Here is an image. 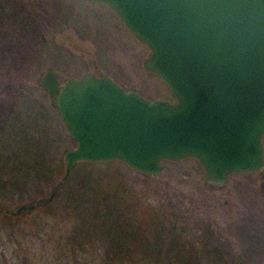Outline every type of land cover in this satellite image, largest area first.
<instances>
[{"label":"water","instance_id":"95a60500","mask_svg":"<svg viewBox=\"0 0 264 264\" xmlns=\"http://www.w3.org/2000/svg\"><path fill=\"white\" fill-rule=\"evenodd\" d=\"M87 1L146 47L141 67L171 98L148 99L104 75L59 82L46 67L37 86L75 146L62 148V176L44 196L0 213L49 203L81 162L155 176L163 162L191 159L211 187L233 174L264 178V0Z\"/></svg>","mask_w":264,"mask_h":264},{"label":"rangeland","instance_id":"374dc122","mask_svg":"<svg viewBox=\"0 0 264 264\" xmlns=\"http://www.w3.org/2000/svg\"><path fill=\"white\" fill-rule=\"evenodd\" d=\"M114 15L108 7L87 0H0V106L11 108L13 104H21L17 99L25 96L22 120L29 123L26 128L23 126V134L27 133L29 139L34 137L36 141L46 137L44 133L48 136L50 154L47 158L51 160V168L60 169V178L64 170L61 150L74 146L50 109L46 94L37 86L46 67L59 73V79L70 78L81 75L86 70L87 59H92L94 73L116 75L115 68L123 72L125 77L117 79L124 88H132L148 99L171 98L160 79L141 67L148 53L146 47L128 33L112 28L120 25ZM68 18L70 23L67 24ZM34 101L41 102L48 114L31 126L29 120L35 112L31 102ZM33 106L35 108V104ZM43 127H46L44 133ZM51 137L59 142V151H54L55 142ZM262 143L264 148V137ZM3 150L6 154L11 152L9 157L22 155V152L17 153V147L0 146V154ZM37 154L30 148L22 164L32 169ZM77 164L49 203L20 215L0 214V264L100 262L106 246L103 240L96 239L91 245L85 243V251L92 252L90 258L74 259L68 254L69 249L79 243L78 236L97 221L94 207L84 199L86 197H81L74 181L77 172L80 176L83 173ZM101 168L98 182L102 188L117 180H123L135 192L145 185L158 187L160 196L180 199L185 208L183 216L187 219L182 221L178 217V223H208L215 232L214 245L222 251L223 261L213 260L212 253L200 254L198 264H263L264 255L260 253L264 251V178L257 173L233 174L226 185L211 187L203 182L200 167L191 159L163 162L162 170L155 176L147 175L149 177L117 161ZM21 180L11 172L0 173V207L27 203L44 196L50 188L36 183L34 178L30 179L29 186L26 179L23 184ZM145 200L156 206L158 196L148 191ZM60 249L63 258L67 255L64 259L55 258ZM159 254L160 264H168V250L164 247Z\"/></svg>","mask_w":264,"mask_h":264},{"label":"trees","instance_id":"16d2710c","mask_svg":"<svg viewBox=\"0 0 264 264\" xmlns=\"http://www.w3.org/2000/svg\"><path fill=\"white\" fill-rule=\"evenodd\" d=\"M17 101H20L21 104H13L11 108L0 106V146L17 147V153L22 152V155L16 158L9 157L8 154L11 152L6 154L3 150L0 154V173L11 172L14 176H19V179L22 178L19 182L26 179L25 182L28 186L31 184L30 179L34 178L37 180L36 183L40 182V184L51 187L60 179L61 172L60 169L50 167L51 160L47 158V155L50 154L48 152L50 147L47 143L49 138L44 133L46 127H43L42 131L46 137L38 141L34 140V137L29 139L27 133L23 134V126L26 128L25 125L28 126L29 123L22 120V115L25 113V96H21ZM31 103L35 104V108L33 104L31 105L32 110L35 111H31L33 116L29 120L32 126L35 120L41 116L47 117L48 113L43 109L41 102ZM2 108L3 111H1ZM50 109L53 110L51 107ZM25 137L28 139H24ZM66 137L75 146L74 140L67 134ZM50 139L55 142L54 151H59V142L57 143L55 138L51 137ZM30 148H33V152L38 153L35 159L32 158L34 163L32 169L34 170L29 165L22 164L23 157L27 158L24 154H27ZM12 154L16 155V152ZM16 159L19 161L17 162ZM110 163L112 162H81L77 164L83 173L80 176L77 172L76 176H73L74 181L81 197H86L87 199H84L94 207L97 221L88 226L85 233L78 236L79 243L73 245V248L68 251L71 258L80 257L84 260L90 258L92 252L85 251V243L91 245L95 242L94 240L98 239L103 240L106 244L103 257L99 259L98 264H160L159 252L164 247L169 253V256L166 257L168 264H198L199 255L209 253L214 256L213 260L216 258L217 261H223L220 257L222 251L218 245H214L215 232L208 223L200 224L195 221L187 225L176 221L178 217L182 221L187 219L183 216L185 208L178 196H160L157 192L158 187L152 188L148 185L135 192L123 180H117L107 188H102L98 182L102 171L101 167L108 166ZM9 182L14 184L12 181ZM13 187L15 186L13 185ZM22 187L20 186V188ZM148 191L158 196L156 206L145 200V194ZM176 223L179 224V228ZM240 226L245 225L241 224ZM175 228H178V231ZM61 251L60 249L59 255H55V258L59 256L63 258ZM261 255H264V251Z\"/></svg>","mask_w":264,"mask_h":264},{"label":"flooded vegetation","instance_id":"af4514ba","mask_svg":"<svg viewBox=\"0 0 264 264\" xmlns=\"http://www.w3.org/2000/svg\"><path fill=\"white\" fill-rule=\"evenodd\" d=\"M99 5V4H98ZM114 16H116V15H114ZM118 19V18H117ZM119 20V19H118ZM119 22V24L120 25H113L112 26V28L113 29H119V31L121 32H124L125 34H129V35H131V33L124 27V25L120 22V20L118 21ZM66 23L68 24V23H70V21H69V18L66 20ZM123 34V33H122ZM124 34V35H125ZM132 36V35H131ZM133 37V36H132ZM134 38V37H133ZM81 54V53H80ZM94 68H95V66H94V62H93V60L92 59H87V61H86V70L83 72V73H81V75H78V76H74V77H70V78H79V77H81V76H83V75H86V74H91V75H94V76H101V75H104V76H108L109 78H111L115 83H117L119 86H121L122 88H124V86L122 85V83H120V81H118V77H125V74L123 73V72H121V71H119L117 68H115L116 70H117V72H116V75H113V74H106V73H103V72H97V73H94ZM56 75H57V80L59 81V82H61V81H63L64 79H67V78H58V75H59V73H57L56 72ZM125 90H127L128 88H124ZM130 89H132V88H130ZM3 208H6V207H0V209H3ZM1 214V213H0ZM5 214V213H4ZM260 255H261V253H260ZM261 257V256H260Z\"/></svg>","mask_w":264,"mask_h":264}]
</instances>
